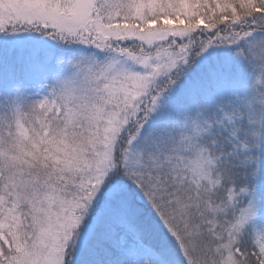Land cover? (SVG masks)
<instances>
[{
  "label": "snow or ice",
  "instance_id": "6c2138e0",
  "mask_svg": "<svg viewBox=\"0 0 264 264\" xmlns=\"http://www.w3.org/2000/svg\"><path fill=\"white\" fill-rule=\"evenodd\" d=\"M0 264H264V0H0Z\"/></svg>",
  "mask_w": 264,
  "mask_h": 264
}]
</instances>
